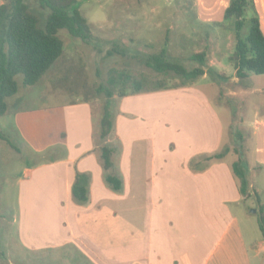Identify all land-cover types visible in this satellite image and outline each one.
Listing matches in <instances>:
<instances>
[{
	"label": "rangeland",
	"instance_id": "obj_1",
	"mask_svg": "<svg viewBox=\"0 0 264 264\" xmlns=\"http://www.w3.org/2000/svg\"><path fill=\"white\" fill-rule=\"evenodd\" d=\"M254 1L264 30V0ZM26 3L43 26L46 10L38 7L34 0H26ZM227 4L228 0H77V7L93 36L115 41L116 46L128 55L112 53L108 56L106 50L113 48L112 44L100 43L98 51L71 37L66 30H59L58 36L63 42L62 56L33 86H22V78L17 75L18 92L8 100L12 103L18 100L16 106L29 113L48 106L77 104L83 102L86 95L83 81L93 86L104 83L111 68H130L137 75L151 74L137 60L143 53H157L165 47L170 57L191 68L194 62L187 58L194 52L204 51L207 67L213 69L211 74L207 73L183 87L159 90L153 93L157 94L154 97L127 95L116 99L115 110H118L117 115L120 110L127 113L125 116L130 123L126 131L142 136L139 141L146 143L147 138L154 136L166 159L175 160L187 154L189 131L193 127L203 130L205 124L207 129L211 127L213 130L209 144L217 134L220 135L216 152L227 146L231 149L232 153L223 157L224 162L231 165L237 158L234 148L238 150L244 163L249 196L246 195L240 205L237 208L234 205L232 209L238 214L252 256L256 243L263 239L258 226V211L262 206L264 212V164L258 167L256 161L264 160V133L260 134L262 126L258 125L262 123L264 126V74L248 73L243 79L236 77L228 59L234 48V34L231 24L222 20ZM217 73L226 77H218ZM166 80L168 84L179 82L175 77ZM205 97L207 102L203 103ZM103 100V95L91 98L96 119H99ZM194 105L199 106L198 109H201L200 105L206 106L212 112H193ZM9 118L7 115L0 118V126H8ZM28 121L36 122L39 118L31 117ZM33 123L24 124V128L28 129L27 135L33 139L32 143L42 148L44 142L40 135H44L43 130L36 135ZM19 138V134L15 135V143L20 141ZM19 148L16 150L0 139V264H79L72 244L52 247L46 243L51 240L45 238L49 226L39 220L44 218L42 210L35 212L32 221L25 216L29 192L38 201H46V193L57 189V177L51 172L32 181L30 186L22 181L23 171L48 163L51 152L45 154L44 150H39L36 155H31L30 151L35 150L30 147ZM256 194L260 197L259 202ZM27 231L34 236H27ZM22 241L26 244L23 245ZM252 263L259 264L260 258H254Z\"/></svg>",
	"mask_w": 264,
	"mask_h": 264
},
{
	"label": "crops",
	"instance_id": "obj_2",
	"mask_svg": "<svg viewBox=\"0 0 264 264\" xmlns=\"http://www.w3.org/2000/svg\"><path fill=\"white\" fill-rule=\"evenodd\" d=\"M153 93L157 91L132 95H157ZM17 101L8 100L4 116H10L9 124L1 125L0 132L17 150L20 146L35 150L30 151L31 155L39 150L51 152L48 163L26 168L22 173V181L28 186L45 173L57 177V189L46 193V201H38L29 192L25 206V216L31 221L36 211L44 213L39 220L49 226L45 238L51 240L46 241L50 246L72 244L79 264H253L254 258L264 264V238L256 243L251 256L238 214L232 209L244 198L232 170L237 158L231 165L223 157L201 168L194 165L218 148L220 135L209 144L213 130L207 129V124L203 130L193 127L189 131L188 153L171 160L156 145L154 136L143 143L139 141L142 136L129 134L126 128L130 120L120 110L108 139L116 146L111 169L122 181L121 191H114L103 180L98 158L99 119L90 102L48 106L29 113L17 107ZM206 102L205 97L203 103ZM198 107L191 109L200 114L212 112L206 106ZM31 117L39 121H28ZM30 122H34L36 135L43 130L40 138L44 147L37 148L27 135L24 124L29 126ZM258 125L263 134V124ZM17 134L21 138L15 143ZM256 164L260 167L264 160L260 158ZM77 173L89 177V200L83 205L74 203L71 197ZM27 236L34 234L27 231Z\"/></svg>",
	"mask_w": 264,
	"mask_h": 264
},
{
	"label": "trees",
	"instance_id": "obj_3",
	"mask_svg": "<svg viewBox=\"0 0 264 264\" xmlns=\"http://www.w3.org/2000/svg\"><path fill=\"white\" fill-rule=\"evenodd\" d=\"M47 17L44 25L39 18L29 11L26 0H4L0 4V117L8 111V98L14 96L19 89L16 76H21L22 86H33L53 67L63 54V42L58 36L59 30H66L83 43L98 48V44H112L114 47L106 50V55L119 53L128 55L124 49H119L115 41L99 40L90 31L86 18L77 7V0H34ZM222 20L228 21L234 34V48L229 55V61L239 79L246 78L248 73L264 74V33L254 0H228L222 13ZM127 52V51H126ZM187 59L194 62L189 68L168 55L165 47L157 53H143L137 59L147 67L151 74H135L130 68L119 70L111 68L106 81L96 86L83 81L86 95L83 101L91 102L93 96L103 95L100 106L98 158L103 170V180L112 190L121 191L122 181L118 174L112 172L113 156L116 146L108 142L114 127L117 108L116 99L127 95L153 92L177 87H183L205 74H211L213 69L206 64L204 51L194 52ZM218 77H226L217 73ZM177 78V84H168L167 78ZM0 139L17 150L9 137L0 132ZM231 149L204 155L202 161L196 162L197 168L212 159L224 157ZM237 160L232 164L234 175L238 178L240 193L247 194L246 175L241 154L234 148ZM243 165V167H242ZM89 177L77 173L71 187V197L74 203L83 205L89 200ZM256 200L259 202V198ZM258 226L264 238V213L259 209Z\"/></svg>",
	"mask_w": 264,
	"mask_h": 264
}]
</instances>
